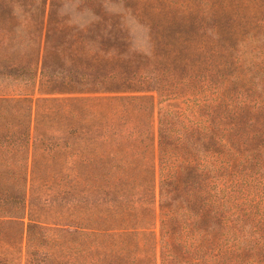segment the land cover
Returning <instances> with one entry per match:
<instances>
[{"label":"trees","instance_id":"16d2710c","mask_svg":"<svg viewBox=\"0 0 264 264\" xmlns=\"http://www.w3.org/2000/svg\"><path fill=\"white\" fill-rule=\"evenodd\" d=\"M51 1L0 0V76H14L16 88L0 104L28 101L38 72L44 82L61 87L41 90L42 95H70L71 101L115 95L108 101L126 126L122 136L127 147L98 156L97 171L92 155L79 148L71 170L84 184L92 177L126 186L157 181L160 236L152 193L138 202V212L104 218L106 232L120 230L127 252L159 248L162 264L169 259L174 264H219L220 257L211 255L215 249L202 246L213 233L216 241L222 238L223 262L264 264V231L252 233L241 197L249 190H237L238 184L264 185V0H184L178 6L158 0L157 17H163L152 22L154 37L136 42L125 39L123 24L111 28L108 20L103 23L111 13L105 8H89L86 2L76 8L84 0H62L71 19L57 20V0ZM127 16L136 20L127 13L122 18ZM147 28L151 30L150 24ZM106 43L122 53L106 52ZM15 57H31L33 64H14ZM130 66L136 69L132 74ZM185 88L191 91L189 98H182ZM177 99L192 103L194 114L188 120L190 109H160L156 133V100L162 105ZM27 110L31 114V107ZM72 117L78 132L91 130L99 119L86 108ZM104 123L115 121L107 117ZM11 217H0V225L23 219ZM88 223L80 216L58 227L87 239L92 233ZM36 226L29 221L28 235ZM192 231L197 238L190 237ZM182 252L194 261L178 255Z\"/></svg>","mask_w":264,"mask_h":264},{"label":"rangeland","instance_id":"374dc122","mask_svg":"<svg viewBox=\"0 0 264 264\" xmlns=\"http://www.w3.org/2000/svg\"><path fill=\"white\" fill-rule=\"evenodd\" d=\"M169 1L178 6L184 0ZM63 3L62 0H57L58 7L55 8L57 20L71 19L70 14L62 8ZM83 3L89 8L109 10L111 13L106 16L103 23L108 20L111 28L117 23L123 24L125 39L130 37L133 42L146 40L147 36L152 39L154 37L152 34L155 32L152 22L157 19L162 20L163 17V13H158L157 17L155 9L159 6L158 0H104L103 2L84 0L77 3L76 8ZM136 9L141 12L143 18L136 13ZM6 13L8 14L9 10H4V14ZM126 13L136 17V20L129 16L122 18ZM26 15L30 16L31 12L26 11ZM83 19L86 20L85 17ZM147 24H150L151 30L147 28ZM45 37L46 32H44V40ZM51 42H54V37L51 38ZM112 42L114 43L115 40ZM104 48L110 54L122 53L113 49V45L109 43H106ZM12 61L14 64H33L31 57H15ZM142 68L141 66L138 70L141 72ZM134 70L136 69L130 66L128 73L132 74ZM10 78L11 81L0 76V98L14 96L16 91L14 76ZM53 88L61 87L44 82L38 72L37 83L32 86L27 96L28 101L25 99L26 101L16 106L9 103L0 104V217L23 218L16 224L0 225V264H162L159 248L157 252H149L140 246L127 252L121 231L106 232L109 223H105L108 220L103 221L104 218L120 219L126 211L138 212L139 201L152 193L151 207L158 216L155 232L159 237L158 182L142 186L137 181L126 186L107 178L92 177L89 183L84 184L77 181L71 170L75 161L74 152L79 148L87 150L92 155V169L97 171L100 169L98 156L118 152L127 147L122 136L126 126L121 122L114 106L108 101L109 96L115 95H87L90 100L71 101L67 99L71 97L70 95L41 94V90ZM190 94L188 88L182 90V98H189ZM170 106L181 111L190 109L188 120L194 114L191 110L192 103L186 104L184 99L172 100L162 105L156 100L154 112L156 133L160 109ZM29 107L31 114L27 110ZM85 108L96 113L99 119L93 122L95 126H91V130L78 132L72 114ZM107 117L113 119L115 123L106 126L104 122ZM132 127L131 124L128 131ZM155 151L157 157V146ZM153 158L154 156L150 155L151 163ZM234 176L232 175V179ZM257 185L245 187L238 184L237 190L246 188L249 190L242 192V209L252 222V233L260 234L264 231V185ZM80 216L89 219L87 228H91L89 232H92L89 238L79 235L76 238L74 235L69 236L64 231L61 232L62 229H59L61 227H58V224H67L70 220L77 221ZM30 220H33L37 226L28 235L27 224ZM207 227L208 225H204V228ZM74 228L75 226L71 230ZM192 236L197 238L198 233L192 231L190 237ZM132 238L135 239V236ZM200 238L204 237L201 235ZM138 239L141 240V236L136 240ZM202 246L208 251L215 249L211 255L220 257L219 264H230L226 258L223 262L222 238L216 241L212 233L203 240ZM178 255L194 261L183 252ZM166 264H174V262L169 259Z\"/></svg>","mask_w":264,"mask_h":264}]
</instances>
